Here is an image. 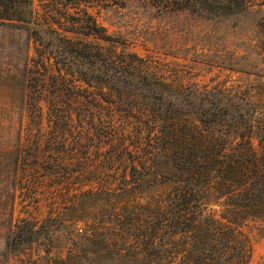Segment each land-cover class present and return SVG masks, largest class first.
Segmentation results:
<instances>
[{
    "label": "trees",
    "instance_id": "trees-1",
    "mask_svg": "<svg viewBox=\"0 0 264 264\" xmlns=\"http://www.w3.org/2000/svg\"><path fill=\"white\" fill-rule=\"evenodd\" d=\"M41 1L44 16L34 0H0V27L23 31L38 65L52 62L117 107L125 123L110 133V160L122 169L117 185L81 190L86 214L71 221L83 224L75 234L63 233L66 255L51 246L60 238L53 229L67 222L58 212L4 234L0 263L25 255L26 264H250L253 245L242 227L264 220V0ZM131 1L159 18L216 27L255 17L256 59L194 53L254 78L214 87L168 81L100 21Z\"/></svg>",
    "mask_w": 264,
    "mask_h": 264
},
{
    "label": "rangeland",
    "instance_id": "rangeland-1",
    "mask_svg": "<svg viewBox=\"0 0 264 264\" xmlns=\"http://www.w3.org/2000/svg\"><path fill=\"white\" fill-rule=\"evenodd\" d=\"M34 4L44 16L42 1ZM100 21L110 34L121 35L122 47L153 62L168 81L214 87L246 85L254 78L223 69L212 63L215 60L196 58L194 53L205 51L210 59L230 54L256 59L249 39L255 17L216 27L185 18H159L131 1L105 12ZM26 41L23 31L0 27V246L3 235L23 220L40 225L59 212L67 222L53 229L60 238H54L51 246L66 255L70 244L63 233L75 234L83 227L71 222L86 214L82 191L118 183L116 172L122 167L117 159L110 160V133L125 122L117 107L104 101L97 90L72 82L48 60L38 65L34 47L26 50ZM253 95L259 102L258 89ZM96 208L97 204L91 207ZM242 230L253 245L250 264H264V220L249 221ZM26 261L25 255L13 256L8 264Z\"/></svg>",
    "mask_w": 264,
    "mask_h": 264
}]
</instances>
